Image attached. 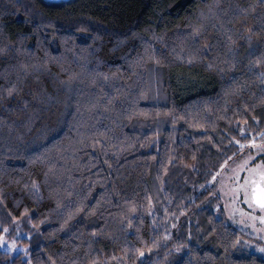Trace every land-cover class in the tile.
<instances>
[{
    "label": "trees",
    "instance_id": "obj_1",
    "mask_svg": "<svg viewBox=\"0 0 264 264\" xmlns=\"http://www.w3.org/2000/svg\"><path fill=\"white\" fill-rule=\"evenodd\" d=\"M262 57L261 0H0V264H261L202 186Z\"/></svg>",
    "mask_w": 264,
    "mask_h": 264
},
{
    "label": "snow or ice",
    "instance_id": "obj_2",
    "mask_svg": "<svg viewBox=\"0 0 264 264\" xmlns=\"http://www.w3.org/2000/svg\"><path fill=\"white\" fill-rule=\"evenodd\" d=\"M264 3V0H261ZM252 34L249 33L248 40L251 42ZM229 41L232 40L231 36H228ZM192 62L191 58L188 61ZM159 63V61H157ZM264 64V57L256 61V65L259 67ZM259 78L264 82V71L259 73ZM15 91V86L9 88L8 94L11 96ZM245 112L249 111L248 107H245ZM252 124L249 125V119L246 116H241L240 120L236 122L237 127L235 134L229 138V144L235 149L231 155H224L223 162L214 166L215 171H209L207 173L206 183L204 187L210 194L216 197L217 201H224V210L229 212V219H232L234 223H240L244 227H250L254 232H264V130H260V120L255 116L251 117ZM237 136L239 138H237ZM248 151H245V150ZM219 150V149H218ZM195 159V157H193ZM187 166V165H186ZM195 170V168L193 169ZM160 177H157L159 179ZM33 189L38 192L39 188L33 184ZM162 190V189H161ZM241 205L246 206L245 210ZM148 209L152 208V204L149 202L147 205ZM79 211V209H77ZM129 212L135 213L137 211L136 206L133 204L129 209ZM217 211L220 208L217 207ZM167 214V212H166ZM184 213L182 212L181 215ZM11 216V213H9ZM24 215H27V209H25ZM73 214H69V219ZM148 215H154L153 212L149 211ZM239 215L240 219L237 221L235 217ZM125 218L128 223L127 228H132V218L127 216ZM11 222L16 225L15 231L17 238L20 236V222L12 216ZM67 223V220L65 221ZM155 225V221H153ZM257 224L260 225L257 228ZM35 227V225H33ZM177 224L172 223L171 228H176ZM137 231H139L137 229ZM165 235L164 239L169 240L171 236L168 234V225L164 227ZM10 232L9 227L0 226V249L5 254L12 252L22 251L25 255L28 254L27 249L17 247V239L7 238ZM95 235V233H94ZM264 238V237H262ZM31 240V237H27ZM152 247H156L158 241L153 240L151 242ZM239 245V241H236L233 247ZM241 247H253L252 245H240ZM184 247L183 244L176 248L179 252L180 248ZM125 255L128 253V249H125ZM256 251L264 254V247H256ZM135 254L139 257H144L145 252L142 249H135ZM115 258V257H114ZM31 264V261L28 262ZM53 264L55 262L53 261ZM93 264H96L94 261ZM252 264H255L253 259ZM264 264V260L261 261Z\"/></svg>",
    "mask_w": 264,
    "mask_h": 264
},
{
    "label": "rangeland",
    "instance_id": "obj_3",
    "mask_svg": "<svg viewBox=\"0 0 264 264\" xmlns=\"http://www.w3.org/2000/svg\"><path fill=\"white\" fill-rule=\"evenodd\" d=\"M245 151H248V150L246 149ZM220 207H221L222 217H223V220L225 221V223H227L229 226L233 227L234 229H237L238 231H240L244 235L248 236L249 238L254 239V240L260 242V244H258V245H255L254 243H250V245L253 246L252 247L253 251L257 252L256 251V247H264V238H262V237H264V232H259V231L254 232L250 227H244L242 224H240L238 222L237 223H234L232 219H229L228 218L229 212L231 211V207L229 208V211H225L224 210V201L223 200H220ZM241 207H243L245 210H247L246 206L241 205ZM235 219L237 221H239V219H240L239 215H237L235 217ZM13 226L16 227L15 224H13ZM259 227H260V225L257 224V228H259ZM26 236H27V234L25 232L20 231L19 238L26 237ZM7 238L9 239V241H11V239H14V238L17 239V240L19 239V238H17L16 231L14 232L13 236H9L8 235ZM17 247L18 248H22V249H27L24 245H22V244H20L18 242H17ZM20 252L23 253V257L25 259L28 258L27 255H25L24 252H22V251L12 252V254L20 253ZM261 255L264 256V254H261Z\"/></svg>",
    "mask_w": 264,
    "mask_h": 264
}]
</instances>
